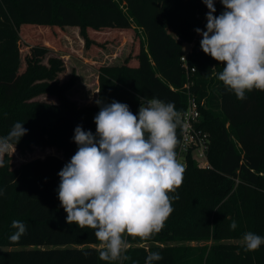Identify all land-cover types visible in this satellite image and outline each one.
<instances>
[{"label":"trees","instance_id":"1","mask_svg":"<svg viewBox=\"0 0 264 264\" xmlns=\"http://www.w3.org/2000/svg\"><path fill=\"white\" fill-rule=\"evenodd\" d=\"M214 6L215 15L224 11L219 0ZM207 12L202 0H0V136L21 122L28 132L16 145L19 153L55 148L62 155L17 168L5 155L0 167V264H145L149 252L163 257L153 264H264V245L246 252L243 244L247 232L264 237V91L253 89L238 100L212 75L214 67L219 73L223 65L199 45L187 56L194 72L186 75L182 46L192 41L195 29L206 30ZM23 26L78 28L85 47L93 43L87 30L132 28L141 34L133 65L127 58L121 65L99 66L96 100L125 103L133 114H138L141 97L174 102L181 113L187 92L201 104L197 126L208 134L211 169H199L187 155L182 185L170 194L179 196L172 201L173 212L150 239L126 237L129 260H100L94 230L66 223L58 173L77 151L74 129L80 125L95 135L100 106H79L67 98L70 82L58 85L55 80L62 69L59 60L51 58L45 67L39 58L25 56L22 67ZM11 77L16 83L6 93ZM188 82L187 90L183 86ZM41 94L56 101L34 100ZM177 136L180 140L179 128ZM13 220L27 226L16 243L9 240L16 231ZM232 220L238 225L234 231L229 230ZM186 241L211 244L191 247Z\"/></svg>","mask_w":264,"mask_h":264},{"label":"clouds","instance_id":"2","mask_svg":"<svg viewBox=\"0 0 264 264\" xmlns=\"http://www.w3.org/2000/svg\"><path fill=\"white\" fill-rule=\"evenodd\" d=\"M202 2L208 12L206 30L195 29L202 36L200 47L223 65L219 73L214 67L212 75L238 100L253 89L264 91V0H219L224 11L218 16L214 0ZM139 99L138 114L125 103L96 100L95 135L80 125L74 129L77 151L58 173L66 223L94 230L99 259L106 262L130 259L126 237L148 240L162 231L174 210L172 201L179 199L170 194L183 182L185 168L176 152L177 129L184 127L181 112L174 102ZM27 132L16 122L0 136V167ZM11 226L16 231L9 240L16 243L27 226L20 220ZM237 226L232 220L229 230ZM243 244L246 252H253L264 245V237L247 232ZM162 259L159 252H149L145 264Z\"/></svg>","mask_w":264,"mask_h":264},{"label":"rangeland","instance_id":"3","mask_svg":"<svg viewBox=\"0 0 264 264\" xmlns=\"http://www.w3.org/2000/svg\"><path fill=\"white\" fill-rule=\"evenodd\" d=\"M87 35L93 41L85 47L79 29L65 27L63 29L53 27L23 26L20 28L19 48L24 68V57L39 58L40 63L47 67L51 58L61 62V71L56 75L58 85L70 82L66 96L77 105H93L97 96V76L99 66L121 65L129 58V64L133 65V57L138 51L141 34L136 35L132 28L126 30L104 29L98 32L87 30ZM187 46L183 44L182 52ZM45 50V52H43ZM43 52V53H42ZM11 77L5 85L6 93L14 88L16 81ZM34 100L54 103L55 97L50 94H41ZM10 156L12 168H17L22 163L43 159L52 155L62 158L61 153L55 148H34L31 152L19 153L16 149ZM231 242V241H230ZM211 241L196 242L186 241L184 245L191 247L209 246ZM158 245V244H155ZM163 245H174L173 242ZM147 246V245H146Z\"/></svg>","mask_w":264,"mask_h":264},{"label":"built area","instance_id":"4","mask_svg":"<svg viewBox=\"0 0 264 264\" xmlns=\"http://www.w3.org/2000/svg\"><path fill=\"white\" fill-rule=\"evenodd\" d=\"M201 40L202 36L197 34L194 30L192 41L190 43H185L187 46L186 51L182 52L180 55V62L187 76L194 72V68L187 65V56L191 53L193 46H200ZM190 84L191 83L188 82L183 87L188 90ZM200 105L201 104L197 102L195 96L187 92V105L185 110L181 113L184 127L180 129V144L177 150V157L184 165V168H186V157L189 154L199 169H211L207 159V150L209 146L208 134L200 130L197 126L200 118Z\"/></svg>","mask_w":264,"mask_h":264}]
</instances>
